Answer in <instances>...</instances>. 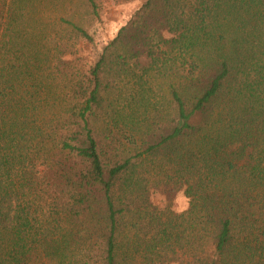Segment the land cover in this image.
<instances>
[{"label": "trees", "instance_id": "trees-1", "mask_svg": "<svg viewBox=\"0 0 264 264\" xmlns=\"http://www.w3.org/2000/svg\"><path fill=\"white\" fill-rule=\"evenodd\" d=\"M104 1L0 0V264H264V0Z\"/></svg>", "mask_w": 264, "mask_h": 264}, {"label": "rangeland", "instance_id": "rangeland-1", "mask_svg": "<svg viewBox=\"0 0 264 264\" xmlns=\"http://www.w3.org/2000/svg\"><path fill=\"white\" fill-rule=\"evenodd\" d=\"M143 0H106L102 4L101 20L102 27L98 34V39H111L118 29L127 23L134 11L142 3ZM86 60L91 62L93 55L91 50L86 53ZM151 201L158 208H162L168 203L164 194L155 192L151 196ZM170 205L175 211H182L187 206V199L183 193L177 192L170 201Z\"/></svg>", "mask_w": 264, "mask_h": 264}]
</instances>
